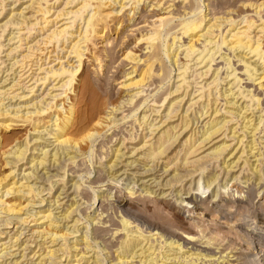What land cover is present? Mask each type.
I'll use <instances>...</instances> for the list:
<instances>
[{
	"label": "bare ground",
	"instance_id": "obj_1",
	"mask_svg": "<svg viewBox=\"0 0 264 264\" xmlns=\"http://www.w3.org/2000/svg\"><path fill=\"white\" fill-rule=\"evenodd\" d=\"M2 1L4 2L5 0H2ZM56 1H59V0H56ZM129 1L130 2L133 1L132 4H134V6H132L131 8L132 9L131 13L133 10L135 11V8H136L135 6L137 4L140 5V3H142L141 5H144L147 2L150 4L149 6L151 10L147 12V15H141L138 18L139 20L132 24L134 28L136 27L135 28L136 30H141L142 32L143 31L146 32V33L141 34L140 38L138 39V42L136 43L144 47H142V49H139V53L138 52L134 53L133 51L129 50L124 53V56L122 58L118 57L115 59V51H116L114 49L115 39L112 38L108 40L106 38L107 29L109 28L106 22L111 16L114 15V11L106 12V9L108 8L107 7L108 5L119 4L117 7V9L119 10L115 13L117 15L119 12L121 13V11L125 9V7L127 8L126 3L127 4L129 3L128 0H67L63 2L65 4L63 9L60 8L61 10L59 9L55 11V13L57 14L54 17H52L54 14H51L53 8H50V6L54 3L50 4V0H31L29 8L31 6L33 9V6H38L36 7L38 9L34 11L36 12L34 15L35 17L39 16V15L37 16V14H40L42 16V18L41 16L39 18L44 19V20H41L44 22L43 23L44 26L41 25L43 28L42 29L40 27L39 28L41 29V31H44L43 33H46V35L43 38L41 37L42 39H39V40L36 39L37 41L36 40L35 41L39 44L40 40H45L46 42L45 41L43 42L46 43V46L48 45L47 47L51 48V49L46 48L44 49V51H41L43 52L41 56L45 55L44 54L45 50H47L46 53L48 54V57H47L48 60H50L51 56H55L56 58L54 60L53 58H51L52 60L50 61L46 60L47 62H43L42 58L44 57L34 58L33 57L34 55L31 54L32 55L31 56L29 54L30 52L28 54L26 53L25 55H22L23 56L22 59L15 61L14 63V65L17 63H20L21 64L20 67H22L21 70L19 71L20 75L19 73L18 75H19V79L21 80V84L22 82L24 83L22 85H20L19 83L20 86L18 89H22L23 92L27 91L28 94L30 92H32L30 94H33L35 90V86L33 87L32 85L36 84L39 81L40 82L42 81L44 85L45 81L47 82V80L49 81L52 78L53 82L55 83L51 85V87H49L50 91L52 90V91L59 92V90H61L62 92L52 93V92L46 91L47 93L46 95L47 96L49 95V98L51 97L50 99L52 101V102L47 101L48 103L42 100L43 97L40 95L42 97L41 99L42 102L44 101L43 103H46L45 107H43L44 105L41 106L39 101L38 102L41 107L38 106V104L36 103L37 100H35L36 101L35 103L31 101V105L28 104V106H32L34 104L38 108V109L33 108L36 110L33 112H30V111L23 112L22 110L23 106L20 107L19 105L18 106L15 105V108H13L14 107L13 106L12 108L15 110L10 111L11 109H6V106L4 105V102H5L4 99L0 98V122H2L0 123V127L5 128L6 130L7 129L11 130L12 128H9V127L11 126L14 127L15 124L17 125L19 122L20 123L22 122L21 124H24V123L25 124L28 123L29 125L32 124V128H30L32 130V133H39V132L45 133L47 131L48 133L46 132V135L50 136L49 138L54 139V140L52 139L53 140L52 143L54 144L56 143L55 144L56 151L53 152V154H51V157H53V161H54L53 165L56 163V161L58 162L59 159L63 158L61 157V153H63L62 155H64L65 153V155L68 156L67 158H69V160H72L74 162H76V159L78 156H79L78 158H80V156H83V160L84 159L88 160L92 169H90L89 168L90 166H89L85 171L81 170L80 172H78V178H79L78 180L83 181L84 182L83 184H86L87 182V180H84V178H86L84 173H87V176H89L87 177V179H89L91 174L93 173V165H94L93 153L97 151L96 153L99 155V157H103V156L107 157V154H109V152H108V149L104 151V147L109 145V143L113 140V138L117 137L119 134V132L114 131L112 132L109 140L105 141L103 138L104 136L107 137V135H104V133H107V131L113 127H116V126L120 127V125L124 123H131V126L133 128L134 127L136 128V123H138L139 126H142V124H144L145 127L147 128L149 127V129L153 131L154 134H155V131L158 130L156 134L158 135V137L156 136L157 139L154 142H151L150 144H148L147 148L145 147L146 150L148 149V151L146 152L148 153L146 157H152L154 159L158 158V161H159V158L161 159L162 156L167 154V151L170 149V147L174 145V143L177 142L179 136L183 133V131L187 130L189 126H190V129L184 134V136L185 135L187 136L184 138L183 146L181 149V150H185L184 161H186V163L190 162L191 160L190 158H193V157L195 158L196 156L204 153L206 150H209L206 157L211 156L212 158L214 159L216 158L218 160L220 157L223 156L222 157L223 163L224 165L227 164V167L230 166L228 161H226L227 156L232 157L234 155L233 157L237 158L236 163H238V161L242 158L245 152H247V150L249 153L253 154L252 151L253 150L255 151L256 146L263 143L262 137L260 136L256 137V136L257 134H260L261 132L264 131L263 130V127H264V15L261 14V11H264V0H255L254 2L253 0H238V1H233V0H129ZM216 1L218 2L217 4L214 3ZM239 2H242V4L238 5ZM36 3L38 5H34ZM70 5H74V6L72 7ZM112 7H110V9ZM233 7H239V8L241 7L242 9H245V10H242V9L240 10L239 8H238L239 10H237L236 8H234L235 9L234 10ZM68 8L70 9L68 10ZM248 10H251L252 12H254L258 16V18L249 17V15L246 14ZM20 12H19V15H22V11ZM122 12L124 13V11ZM239 17L241 18L240 22L244 24L237 22V18ZM131 19L132 18L130 17V20ZM141 19H144L145 21L142 22ZM78 21L79 22L81 21V24L83 23V25L81 26V24L78 23V25L80 24L81 27L77 25L79 28H77L74 31V28L76 27L75 26L76 22ZM10 22L13 23L12 19L8 20L5 26H7V23L10 24ZM14 22L16 21L14 20ZM19 23L21 22H17L14 24L19 25ZM123 23H124V20L120 21L119 23L120 25H118V29L121 28V25H123ZM22 24H24V22ZM32 24L35 26L38 24V22L37 24L36 23H32ZM20 27L19 29L23 30ZM32 29L33 28H31V30ZM131 34L132 33H130V35ZM127 35L129 34L125 33L124 36L127 37ZM95 36H98L99 39L105 38V40H103L105 44H103L102 46L103 48L102 53H103L104 58L109 57L108 60H104L107 62L106 64L103 62V57L101 56V54H97V53L94 54V50L92 53L90 51V49L92 48L91 45L93 44L92 41L94 42L93 38ZM9 39L12 41L14 37L12 36ZM18 39L20 42L24 40L21 37H18ZM185 39H187L188 42L185 43V41H187ZM122 40L123 39H121L120 41ZM170 40H172V42H170ZM201 41L203 43L202 50L199 48V46L197 47V45H199ZM36 42L33 43L35 46L37 44ZM63 43L64 45L66 43L69 44L68 45L69 50L66 51L68 54L66 56L64 55V58L66 59L63 58L64 60H60L59 54L58 56L55 54L53 55V52L57 53L58 51H63L65 47L63 46ZM61 45L63 46V48L59 50ZM30 47H28L27 49H29ZM35 48L37 49V47ZM179 49H181V54L185 52V57L187 59L194 56L195 54V56L192 57L191 62L192 60L196 58L197 59L195 60L196 65L198 64L197 65L198 67L199 65H201L200 68L206 69L204 71L202 70L200 74L198 73V76L200 75V78L205 77L212 70L213 72L211 74L215 75L214 78L210 76L213 79L209 83L206 81L208 83V85L207 84L206 85H207V91L209 93L202 91L203 89H205L204 87L206 86H204L202 90L200 88L201 93L196 96V98H199L197 101L195 100L196 102L201 100L207 94H208L207 95L208 97L211 96L212 91H214V89L216 88L219 89L217 85V87L215 88L213 87L214 89H212L211 91L210 85L212 88L213 84H217L219 82L218 79L221 77V74H220L221 70L224 69L225 67L227 69L226 77L230 78V81L228 82L229 85L236 84V87L239 88V94L237 93L238 96L240 95L244 97L245 100L246 98H248L246 109L247 110L249 109L247 106L252 107L253 105H255L257 109L260 110L261 112L259 113V116L257 118H253L254 113H255L253 111H252L253 115L249 119H247L243 115L242 119H243V123L245 122L244 123L245 125L240 126V128H238V126L237 127L234 126L235 128H233L232 130L231 127H228L229 126L228 123L230 122L231 124V121H233L234 119H227L226 117H224L223 119L221 118V121H219L220 116H216V115H219L220 110L223 108V107L218 108L217 102H219L218 101L219 98L217 96H220V95L223 96L225 93L220 94L219 92L220 95L217 94L216 96V94L213 92L215 96L213 95L214 97L213 96L211 97L214 98V103L208 100L207 105L205 106L202 105L201 110L197 113V115L200 114L198 115L199 117H196L195 119V120H198V122H199V118H202V116L207 115L205 119L206 118H209V119L207 122L204 123L202 127L203 131H202L201 136L197 137L198 136L197 135L195 137L196 133H199L200 131L199 129L198 131L196 130L198 128L197 126L194 130H192L193 129L192 126L194 123V121L192 120L193 118L191 119L189 117V120H188L187 119L188 115L184 116L183 114L182 116L179 115L181 116L179 117L177 114L181 106L177 109L176 104H178L179 106L180 103L184 100V98L179 95L181 98L178 99L179 96L176 94L172 98L169 97L173 93H179V90L182 89L183 86L185 85L187 86V84H189L188 83L189 81H187V78H186L187 77L186 74H187V70L191 68L190 65L188 67V64L190 61L187 62L188 60L185 59L187 61L184 60L185 62H182L183 63L182 67L181 68L178 67L179 72H178L177 81L178 83L180 82V84H178L176 89H174V91L172 90L163 91L164 86H166L171 81L172 74L174 71V69H170L169 71L163 73L164 71L163 64L168 62L169 64H171V67L173 65L181 66V64H179L181 62V61L179 62V55H181L178 52ZM223 49H226L229 53L225 52L226 54L223 55L222 53L224 52H221ZM41 50H42V47H41ZM236 51L239 54L237 56L235 55L237 53ZM231 52L233 55L230 54ZM96 54L97 56H95ZM89 58L93 60L91 64L92 65L95 64L97 66L96 68L94 66L95 70L92 68L95 71L93 72L97 73L96 78L89 77L87 79L85 77H82V73L87 72L86 63H88V61L90 60ZM218 58L219 59L221 58L225 63L224 64H222L223 62L217 63L216 61ZM234 58H237L238 60L235 62ZM117 59H119L118 62H117ZM125 61H128L129 64H132L131 67L129 68L130 70L125 73L126 80H124L123 83H120L122 85L119 84L120 85L119 88L122 87L125 90V94L120 97L119 101L113 102V98L115 97L116 93L110 89V82L113 80V77L110 75V72H113V67L115 63L116 64L118 63V65L120 66ZM33 65H35L36 67H33ZM57 65L59 67L56 68ZM214 65L217 67L213 69ZM27 67L29 68L27 69ZM102 67H104L103 68L104 71H102ZM33 69L36 70L35 75H32L34 71ZM41 74H44V75L42 76ZM204 74L205 76H203ZM31 80L33 82H31ZM231 81L233 82L230 83ZM195 83L197 82L195 81ZM152 86L154 88H151ZM233 87H235V85ZM12 88L13 87H11V89ZM197 91H199V89ZM229 91H232V90L229 89ZM64 92L65 93L69 92V94L64 96L65 95ZM232 92L231 93L229 92V94L233 95L234 93ZM1 94H2V91H0V95ZM17 95L18 94L15 95L14 93V96L13 95L12 96L13 97L16 96L17 98ZM22 95L23 96L20 95L19 98L24 99V98L29 97L28 95H24V94ZM226 95H228V93H226ZM95 96L101 97V101H99V103L97 102L93 103L94 101L93 102L91 101V99L94 100ZM8 97L10 98V96ZM62 97H63V100H61L60 103L58 104L56 101ZM227 97H229V95ZM193 99H191L190 101L192 102ZM65 100L66 101L70 100L68 105H66L67 103ZM195 101L192 104H195L196 103ZM228 101L225 100V103H227ZM149 102H151V105H149ZM231 103H233V101L230 102L229 104L231 105ZM79 105H82L84 109L82 108L83 110L78 111L77 107ZM213 105H216V107L213 108ZM9 106H7V108H10ZM143 106L145 107L153 106L151 110L152 112L155 111L157 113L156 115H158V113L160 112V109L163 106H166L164 109L167 111L166 118H168V120L174 117H177V116L179 117L178 120L181 118V122L179 123H181L182 126L179 130L183 128V131L180 134H178L177 132H180V131L179 130L177 131L176 129L178 128L179 124L177 123V125H172L174 123L173 121H177V120H169L170 122H168L163 127L161 125L166 123L167 120L162 121L163 123L158 126L154 124V122L157 119L151 120L150 123L148 124V120L150 116H148L145 113L143 114L142 117L139 116V111L143 108ZM155 107H158V109H155ZM27 108H23V109H27ZM52 109L55 110L54 115L49 116V118L51 119L48 121V125H45V127H43L44 130L40 129L39 131L38 127H40L41 125L40 123L42 122V120L46 119L44 114H46L47 111L52 110ZM187 109L189 110V108ZM205 109L207 110L205 111ZM244 109L243 111L245 113L246 110ZM120 110H122L120 112L122 116L120 118H117L116 114H118V111ZM222 110H224V114L226 115L227 114L231 115V113H233V111L225 110V108H223ZM252 113H249V114L251 115ZM42 116H44L45 118L41 119ZM238 116L239 114H236L235 116H232V118L233 117L235 118ZM6 122H9V123H6ZM15 122H18V123H15ZM169 123H172V124L170 125ZM20 126L22 127V125ZM48 127L49 129L50 128L51 129L48 130ZM123 127H121V131ZM107 128L109 129L106 130ZM246 128L247 130L245 131ZM248 129H251V131L249 130L250 132H248ZM31 130H26L25 138L20 144L16 145L17 147L14 146L13 148H11V146L10 147L8 146L9 144H6L9 147V149H6V150H9V151L5 152L3 150L4 147L2 149V151L5 152V154L9 156V158L12 155L11 160L10 159L8 160L5 158L6 160L5 164L10 165V172L6 174L5 176L0 177V213L7 214V215L5 214L6 218L4 219L2 218L3 220H1L2 224L5 226H9V224H13V221L11 222L10 220V219L15 218V217L12 218L13 214L16 216L19 215L17 216L18 218L16 217L17 223L18 222L23 223V224L27 223L29 221L28 220L29 217L26 218V215L32 212L30 208L31 206H34V203H35L34 197H36V195H39L41 193V190H38L37 188H35L34 185L36 183L32 185L28 184V181H29L28 178L32 179L30 176H32V174L34 173L33 171L34 169H36L37 166L39 165L42 166L45 163H48L46 161V157L50 155L48 153V149L44 147L47 151L44 149L45 151L42 153L44 154V157H41V158L39 157L40 160L36 161V163H35V160H36L35 153L33 152V154H31L32 159L30 157V161L27 163H32L31 164L32 168L34 167L33 164L34 165L39 164V165H37L33 169L31 168L32 170H30L29 172L23 173L24 174L23 179H25V182L21 181L20 179L16 180V176L18 177V175L15 174L16 168L14 169V166H13V164L17 165V163H19L22 160L24 161V159H26L25 158V156L27 155L26 153L29 151L28 146L29 144H31L29 135H28V134L31 135ZM174 130H176L177 132H175ZM191 130L192 132L190 134ZM228 130L231 136H229V134L227 133ZM240 130H243L242 131L243 136L241 138H240L241 135H239L240 134L239 132H241ZM249 133H252V136H251L252 139H250V141L247 144L245 143L246 145H244V138H247V135ZM122 134H124L123 131H122ZM152 134L153 133H151V135ZM236 134L239 136H237ZM221 135L223 136V138L215 140ZM229 137L232 139V141L236 140L239 146L236 144L237 147L234 148V151H232L233 150L232 148L229 152H227L228 149L232 145V143L231 144L227 143L226 138H229ZM134 138L135 137H133V139ZM125 139H126V136L124 137V140ZM5 140L7 141V138L6 139L4 138L3 140L0 136V147L1 148L2 146L5 145V142H6ZM148 140L144 141L145 143L142 147L147 145ZM24 141L25 143H23ZM37 141H38V138H37ZM212 142L213 144H211L209 147L205 149V147ZM38 143H41V142H36V144ZM240 144L242 147V151H241V148L239 149V151H236L238 147H240ZM99 145H100V151H98V148H97ZM22 146L24 147L22 148ZM246 147H249V149H245ZM34 149L36 150L37 148H34ZM260 149L261 147L258 150L259 154L257 156L259 155L262 156V151L260 152ZM35 150H32V151H35ZM59 151H61L60 154H59ZM113 151H114L113 152L114 154L115 152H120L119 149L118 150L115 149ZM135 151L137 150L135 149ZM226 152L227 154L225 155ZM70 153H73V155L71 154V156L69 157ZM239 153L241 154L237 156V154ZM58 154H59V157L57 159L56 156H58ZM256 154L254 153L253 156L256 157ZM206 157H199V159L197 158L196 160H192L191 163L194 162L196 163V165L198 164V166H200L199 169H201L204 167V166L202 167L201 165L205 164L206 161L204 160V158ZM48 159H50L48 160L49 162L50 161L52 162L51 158H48ZM255 161H259V158H256ZM233 162L235 163V161ZM247 162L248 161H246V163ZM168 165H170V162L167 163L165 166L167 167ZM18 170H22V169L19 168ZM35 171H37V169ZM176 171L174 170V172ZM257 171L261 172V170H257ZM254 172L255 174H257L256 171ZM97 173L98 174L95 176L94 180L91 183H99V182L104 181L102 170H98ZM9 176L10 178L9 180H7ZM258 176L260 177V179H262L261 173L257 175V177ZM216 179L217 177L211 176L209 180H207L206 182L207 185H205V187L203 188L209 189L210 186L213 185V182L216 181ZM115 183L117 184L116 180H115ZM245 183L247 184L246 187H243L237 184H231V185L229 184L230 185L229 188L231 189L230 192L229 190H226L227 186H223L222 188L225 189V191L222 192L223 189L222 190L219 189L215 191L216 193L215 199H210L209 198L210 194H208L207 196L204 195L206 193L205 190L202 192L203 196H201L202 195L201 194L199 196V199H198V195H199L198 192H194L191 196L187 195L186 197L182 198L180 203L182 205H185L183 206V208H187L188 213L192 214V217L190 219L191 221L193 220V222L184 221L183 219H181L179 215H177L178 213H174V216L172 218H167L171 216L169 213V209L172 210L175 208V206L172 207L170 202H167V204H165L167 205L166 208L165 207L162 208L160 207V205L159 207H157L158 205L156 204L157 206L155 205V207L147 210V212H150L153 216L158 218L156 220H159V219L163 220L165 216L166 218L164 222L160 220H159L160 222L150 220L146 216L143 215L142 211H140L138 207L133 205L131 202L129 203L128 200H126L127 195L117 198L115 203H111L110 201L107 200L105 196H101V200L98 199L97 207L99 206L98 209L100 210V212L102 211V215L103 213L109 210L107 208L108 204L106 205V201L111 203V206H112L111 209H113L114 213L112 214L107 213L109 215L106 216V219L100 218L101 220L99 219L100 221L98 220L99 222L98 221L97 222L98 224L101 222L100 224L102 225L110 223V227L114 226L115 227V231L113 232L114 235L124 230L129 231L130 226L132 224L133 225L135 224L134 227H137L136 229H139L141 233L142 232L143 233L148 232V234L150 233V236L147 237L146 240L147 239L152 240L153 239L152 237L156 235V237H154L155 239L153 240L160 241L163 244H164V241L166 243L167 240H170V243H168L169 246L177 244V247L181 249L185 245L189 246L190 244H192V247L195 246L196 247L195 249L197 251L199 250L197 253L193 252L188 255H186L185 252H183V254L180 255V257L171 258L172 259L171 263L173 264H264V185L258 186L257 184L251 183L250 179H248ZM198 184H199V188L202 187L200 183ZM111 188L112 187H110V189ZM233 188H235L234 191L232 190ZM84 189L92 190L94 198H93V203L92 202L91 203L92 205L95 204L98 198V195H97L98 189L96 190L95 188H93L92 184H89V186L87 185V187H85ZM121 190H119V192H121ZM188 193L190 192L188 191ZM204 197L207 200H204ZM57 200L55 199V201ZM42 201H45V199H42ZM58 203H59L58 201L56 203L54 202V205ZM73 205L74 204L72 202L67 207V209H65V212H64L65 216L63 217L64 220L67 221L68 220L67 218L70 219L73 212H78L80 214L79 212L80 204L76 203L75 206ZM41 213L42 212H40V214L38 213V215L34 217L36 220L35 224L38 221V223L36 224V226L37 225L38 226L37 227L35 226V227L39 228L40 226V228H42L40 232L37 231L39 234H42V235H39L41 236V241L43 240L42 236H45V237L49 236L50 242H52L54 245L57 243L56 241L58 242L62 241L61 242L62 244L60 245L59 250L68 249L70 251L71 249L75 248L74 250L76 251L77 250V247H76L77 239H76L75 244L74 243L73 245L71 244L73 248L68 247L66 245L68 243L66 242L68 241L69 236L71 237V235H74V233H77V232H74L75 231L74 228L78 224V222L82 220L80 219L81 217L77 218L75 216L77 219H75V221L73 222L72 229L74 231L71 229V231L68 232L67 230L66 231L64 230V227L61 228V225H59L58 223L60 220H62V218L59 220V217H56L57 215L55 214L53 215L51 210L48 209L46 213L44 214H41ZM118 213L121 214L122 219L120 223L122 225L118 224L115 221V216H117ZM163 213H166L169 216H166V215L162 216ZM24 214H25V217H24ZM81 214L79 216H83ZM0 218H1V215H0ZM87 222H88L87 223L88 225L86 224L87 231L84 233L82 239L79 241L85 243L86 247L89 248L90 246L88 245L91 241V240L89 241V239L91 237L89 236L90 231H88V229L90 230L89 225H91V223L89 221ZM133 225L131 226V228H133ZM22 226H25V225H22ZM67 227L68 226H66V228ZM35 231L33 229L32 231V233L34 232L33 235L36 233ZM78 231L80 232L81 230H78ZM100 231L109 232L113 230L112 229L105 230L103 226L95 227L94 232H93L95 240L91 242L92 243L95 242L94 243L95 244L94 253H97V256H96V260H94L92 263L106 264V262H108V257L111 258V261L109 262V264H124L126 260L130 261V259L128 258L129 256L127 257L126 254L134 255L136 253L135 248L137 249L138 248L137 246L139 245L135 244L133 249L129 251V248L133 246V242L131 241L129 242L127 238L125 239L124 242L121 243V246L119 245L120 248L123 249V250L121 249L122 251L120 252L119 255L118 254L117 256L113 255L112 251L109 250L105 256L103 255L104 253L101 256H99L100 253L103 252V248L102 249L100 248L99 240H96V238H99V237L103 238L102 237L103 234L101 235ZM178 231H182V233H184L185 235L184 236L180 235ZM1 233H6V232H2L0 230V234ZM18 233L21 234L22 236V231L17 232V234ZM45 237L43 238L45 239ZM20 238H21L20 235L19 236L17 235L14 241L15 243L12 244L11 247L13 246L15 247V245L17 246L18 242L21 241ZM162 239H164V241H162ZM198 239H200L201 242L202 240L205 239L204 242L207 245L216 246L217 247L216 249L218 250L217 253H219L220 255L218 257L217 255L215 256L216 252L210 248H200V247L198 248L196 244V240ZM47 241L49 240L47 239ZM92 243H91V246H92ZM4 244L5 243H2L1 246L2 245L5 246ZM41 244L39 245L40 247H42ZM106 247L104 249H106ZM59 250H55L53 248V250L49 251V255L53 257L55 256V253ZM89 250H91V248ZM94 253L90 256L83 255L84 256L83 259H86L85 260L86 263L91 261V259L95 258ZM121 253H123V255H121ZM194 253L196 254L194 255ZM136 255L137 254H135V256ZM23 256L26 257L24 253H23ZM144 257L145 256H143V258ZM167 257L168 255H165V254L163 255V259L165 258L164 259L165 262L168 259H170ZM125 258H128V259H125ZM152 259L153 258H151L149 261H147L148 259L143 260V261L145 263L146 262L149 263L150 261H152ZM159 259H160V256L158 260L154 258V261H155L154 264H163V263H159ZM41 263L42 262H39V264ZM76 263L81 264V260L77 261Z\"/></svg>",
	"mask_w": 264,
	"mask_h": 264
},
{
	"label": "rangeland",
	"instance_id": "obj_2",
	"mask_svg": "<svg viewBox=\"0 0 264 264\" xmlns=\"http://www.w3.org/2000/svg\"><path fill=\"white\" fill-rule=\"evenodd\" d=\"M1 1L2 0H0V49H1L0 50V91H2V94L3 93L4 94L3 95L1 94L0 98L4 99V101H5L4 105L6 106V109H11L10 111L15 110V109H13V108H15V105H17V106L19 105L20 107L23 106V108H27L28 107L27 109H23L22 108L23 112L24 111L33 112V111H36L33 108L38 109L36 107V105L33 104V103L36 102L35 100H37L36 103L38 104V106H40L39 105V102H40L41 106L44 105L43 107L46 106V103H43L44 101L52 102L51 99H50L51 97L49 98V95L48 96L46 95L47 94L46 91H49V92H52V93L53 92H58V91H52V90L50 91V88H49L55 82H53L52 78H51L52 80L50 79L49 81L47 80V82L45 81L44 85H43L42 81L41 82L39 81L36 84L32 85L33 87L35 86V90H34L33 94H30L32 92H30L29 94H28L27 91L23 92L22 89H18L19 86L24 83V82H22V84H21V80L19 79V75H20L19 71L21 70L22 67H20V65H21L20 63H17L15 65H14V63H15V61L21 60L22 57H23L22 55H25L26 53L28 54L29 52H30L29 53L30 55L31 54L34 55L33 56L34 58L35 57H44V58H42L43 62L50 61V60H52L51 58H53V60H54L56 57L55 56H51L50 60H48L47 59L48 54L46 53L47 50H45V53H44L45 55L41 56V54L43 53L41 51H44V49H46V48H49V49H51V48L47 47L48 45L46 46V43H45L46 41L45 40H40L39 44L36 42L37 40L42 39L46 35V33H43L44 31H41V29L43 28L42 26H44L43 25L44 22L41 21V20H44V19H41L42 16L40 14H37V16L39 15L38 17H35V15H34L36 13L34 11H36L38 9V8H36L38 6H33V9L36 8L34 10L32 9L31 6L29 8L31 0H5L6 2L5 1L1 2ZM64 1H67V0H59V1L50 0V4L54 3V4H52L50 6V8H53L51 14H54V15L52 17H54L57 14V13H55V11L59 10L60 8L61 9L64 8V5H65L63 3ZM233 1H238V0H233ZM254 1L255 0H253V2ZM128 2H129L128 4L126 3L127 8L125 7V9H127V10L124 9V10H122V11H124V13L121 11V13L119 12L117 15L115 13L119 10V9H117L119 4H114V5L111 4V5L107 6L108 8L106 7L107 8L106 12L114 11V15L111 16L106 22L108 27H109L107 29L106 38L108 40H110L112 38L115 39V43H114V47H115L114 49L116 50L115 51V59L118 58V57L122 58L124 56V53L129 51V50L133 51L134 53L135 52L139 53V49H142V47H144V46L136 44V43L138 42V39L140 38L141 34L146 33V32L145 31L142 32L141 30H136L135 29L136 27L134 28L132 26V24L134 22H137L139 20L138 18L141 15H147V12L149 10H151V8L149 6L150 4L148 2L145 3L144 5H141L142 3H140V5L137 4L138 6L137 5L135 6L136 7L135 11L133 10L132 11L133 14H132L131 13V10H132L131 8H132V6H134V4H132L133 1L130 2L128 0ZM214 3L217 4L218 2L216 1ZM108 4H110V3H108ZM241 4H242V2L238 3V5H241ZM34 5H38V4L36 3ZM70 6L73 7L74 5H70ZM72 7H70V8H72ZM110 7H112V8L110 9ZM70 8H68V10ZM234 8H236L237 10H239V9L241 10L242 9L241 7L240 8L239 7H233V9ZM242 10H245V9H242ZM20 11H22V15H19ZM207 12H208V10H207ZM246 14H248L249 17L258 18V16L254 12H252L251 10H248V12ZM261 14L264 15V11H261ZM40 16H41V18H39ZM10 17H12V18H10ZM130 17L132 18L131 20H130ZM9 18L12 19L13 23L12 22H10V24L7 23V26H5L6 22L8 20H10ZM13 19L16 22H14ZM240 19H241L240 17L237 18V22L241 23ZM123 20H124L123 25H121V28L118 29V25H120L119 24L120 21H123ZM141 21L143 22L145 20L141 19ZM17 22H21V23H19V25L14 24V23H17ZM23 22H24V24H22ZM37 22H38V24H37ZM32 23H36L37 24V25H35L36 27ZM78 23L81 24V21L80 22L79 21L76 22V25H75L76 27L74 28V31L77 28H79L78 26H80V24L78 25ZM26 24H28V25H26ZM241 24H244V23H241ZM82 25H83V23L81 24V26ZM19 27L22 28L23 30L19 29ZM28 27L30 28V30H29ZM31 28H33V29L31 30ZM125 33H128L129 35H130V33H132V34L130 36L127 35V37H125L124 36ZM12 36L14 37V39L11 41L9 38L12 37ZM18 37H21L24 40H22L20 42ZM97 37L98 36H95L93 38L94 42L92 41L93 44L91 45L92 48L90 49V51L92 53L93 50H94V54L95 53L101 54V56L103 57V62L106 64L107 62L104 61V60H108L109 57H105L104 58L103 53H102V50H103L102 46H103V44H105L103 40H105V38L99 39V37L98 38ZM121 39H123V40L120 41ZM185 40H187V39H185ZM43 41H45V42H43ZM35 42L37 43L36 46L33 44ZM170 42H172V40H170ZM186 42H188V40L185 41V43ZM44 44H45V46H44ZM202 44L203 43L201 41L199 43V45H197V47L199 46V48L201 50H202V47H203ZM68 45H69L68 43H66L65 45L63 43V46H65L64 50L63 51H58L57 53L53 52V55L55 54V55L58 56V54H59L60 60L66 59V58H64V55L66 56L68 54L66 52L67 50H69V46ZM63 46L61 45L59 50L62 49ZM28 47H30L29 48L30 50L27 49ZM35 47H37V49ZM41 47H42V50H41ZM183 48H181V49H183ZM181 49H179V51H178L180 54H181ZM35 50H37L38 52L35 51ZM33 51H35V52H33ZM221 52H224V53H222L223 55L226 54L225 52L229 53L226 49H223ZM97 54L95 56H97ZM230 54L233 55L232 52ZM218 55H216V56H218ZM235 55L236 56L239 55L238 52ZM194 56H195V54H194ZM194 56H192V57H194ZM184 57H185V52L182 53L181 55H179V62L180 61L181 62L180 63L178 62V63L181 64V66L180 65H178V66L173 65L172 67H174V66L175 67L172 68L171 64H169L168 62L163 64V69H164L163 73L169 71L170 69H174L171 81L166 86H164L163 91H166V90L174 91V89H176L178 84H180V82L178 83V81H177L178 80V72H179L178 71V67H180V68L182 67V65H183L182 62H185L187 60H188L187 62L190 61L189 64H188V67L190 65L191 68L188 69L189 71L187 70V74H186L187 81H189L188 83L190 84V85L187 84V86H189V87H187L185 85V86L182 87V89L179 90V93H173L169 97L172 98L176 94V95H178V96L180 95L181 97L184 98V100L181 102L182 104L180 103L179 106H178V104H176V108L177 109L181 106L179 108V112H177V114H178V116L179 115L182 116L183 114H184V116L188 115V117H187L188 120H189V117L191 119L193 118L192 120L194 121V123H193V126H192V128H193L192 130H194L196 128V126H197L198 128L196 130L198 131V129H199V131H200L199 133H196L195 137L197 135H198L197 137L201 136L202 131H203L202 127H203L204 123L207 122L208 119H209V118L205 119V117L207 115L206 116H202V118H199V122H198V120H195V119H196V117H199L198 115H200V114L197 115V113L201 110L202 105L203 106L207 105L208 100L214 103V98L213 97L215 96V94L217 96V94H219V92H220V94H224V93L225 94L223 96L219 94L221 97L217 96L219 98V100H218L219 102H217L218 103L217 104L218 108L223 107V108H225V110L233 111V113H231V115L227 114L228 115L227 116L226 114H224V110H222L223 109L222 108L220 110L219 115H216V116H220L219 117V121H221V118L223 119L224 117H226L227 119H234L233 121H231V124H230V122L228 123V125H229L228 127H231L232 130H233V128H235L237 126H238V128H240V126H244L245 125L244 124L245 122L243 123V119H242L243 115L247 119H249L253 115V113H252V111H253V112H255L253 118H257L259 116V113H261V112H260V110L257 109V107L255 105H253V106L251 105L252 107L247 106L249 109L248 110L246 109L248 98H246V100H245L244 97H242L240 95L238 96L239 88L236 87V84H233V85L230 84L229 85L228 82L230 81V78L226 77L227 69L225 67H224V69L221 70V73H220L221 77L218 79L219 82L218 83L216 82L217 84H213L212 88H211V85H210V90L211 91H212V89H214L218 85L219 89L216 88V89H214V91H212L211 96H213V95L214 96L213 97L209 96L210 97L209 98L207 96L208 95L207 94L206 95L207 97L205 96L206 98L203 97L201 100L196 102L199 99V98H196V96L201 93L200 88L202 90L203 87L206 86V87H204L206 90L203 89L202 91H204L206 93H209L207 91V85L214 78L215 75L211 74L213 72V70H212L206 76H205V74L203 75L206 78L205 77H201L200 78V75L198 76V73L200 74V72L202 70L204 71L206 69L200 68L201 65H199V67L197 66L198 64L196 65V61H195V60H197L196 58L194 60H192V62H191L192 57L189 58L190 60L187 59L186 57L185 58ZM89 59L90 60L88 61V63H86L87 72H83L82 73V77H85L87 79L89 77L96 78L97 77V73H94L95 72L94 70H95V68L97 66L95 64L92 65L91 62L93 60H91V58H89ZM185 59H187V60H185ZM252 59H254V58H252ZM234 60L236 62L238 59L234 58ZM73 61H74V59H73ZM118 61H119V59H117V62ZM216 62L217 63L223 62L222 64L225 63L221 58L220 59L218 58ZM238 64H240V63H238ZM131 65L132 64H129L128 61H125L120 66L118 65V63L117 64L115 63V65L113 67V72H110V75L113 77V80L110 82V89L113 92L116 93L115 97L113 98V102L119 101L120 97L125 94V90L122 87L121 88H119V87H120V85H122L120 83H123L124 80H126L125 73L130 70L129 68L131 67ZM94 66H95V68H94ZM33 67H36V66L33 65ZM57 67H59V66L57 65L56 68ZM216 67L217 66L214 65L213 69L216 68ZM28 68L29 67H27V69ZM103 68L104 67H102V71H104ZM33 70H34L33 71L34 74L32 73V75H35V71L36 70L35 69H33ZM18 73H19V75H18ZM41 75L43 76L44 74H41ZM210 76L213 77V78H211ZM34 77H36V76H34ZM222 77H224V78H222ZM33 81H34V79H33ZM33 81L31 80V82H33ZM195 81L197 83H195ZM232 82L233 81H231L230 83H232ZM246 82H247V80H246ZM19 83H20V85H19ZM28 84H30V83H28ZM234 85H235V87H233ZM32 86H30V87H32ZM11 87H13V88L11 89ZM154 87H155V85H154ZM154 87L152 86L151 88H154ZM198 89H199V91H197ZM229 89L232 90L233 92L229 91ZM3 90H4V92H3ZM217 90H218V92H217ZM227 90H228V92H227ZM35 91H36V93H35ZM13 92L15 93V95L18 94L19 96L17 95V98H16V96L13 97L14 96ZM60 92H62V91L59 90L58 93H60ZM229 92L230 93L232 92L234 94L233 95L229 94ZM9 93H10V95H9ZM226 93H228L229 97H227L228 95H226ZM245 93H247V92H245ZM22 94L28 95L29 97L24 98V99L23 98H19L20 95L23 96ZM64 94H65L64 96H66V95L69 94V92H67V93L64 92ZM185 94H186V96H185ZM7 95L10 96V98ZM40 95L43 97V99H42V97ZM230 95H231V97H230ZM180 96H179L178 99L181 98ZM225 96L227 97V99H226ZM44 97L47 98V99H45ZM236 97H238V98H236ZM12 98H14V99H12ZM28 98H30V99H28ZM95 98H97V99H95ZM10 99H11V101H10ZM41 99L44 100V101L42 102ZM65 99H66V97H65ZM191 99H193L192 102L190 101ZM61 100H63V97L60 98L59 100H57L56 102L59 104ZM225 100H227V101L230 100V101L225 103ZM31 101L33 102L32 103L33 105L32 106H28V104L31 105ZM91 101L92 102L94 101L93 103H95V102L99 103V101H101V97L95 96L94 100L91 99ZM194 101L196 103L192 104ZM232 101H233V103H231V105H232L231 106L229 103L232 102ZM69 102H70V100H67L66 101V103H67L66 105H68ZM149 105H151V102H149ZM7 106H9L10 108H7ZM144 107L145 106H143V108ZM152 107L151 106L150 107L146 106L144 109L143 108L141 109L142 112H141V110L139 111V116L142 117L143 114L145 113V114H147L148 116L151 117V118L149 117L148 124L150 123L151 120L157 119L154 122V124H156V126H158V125L163 123L162 121L167 120L166 123L161 125L163 127L168 122H170L169 120H177V121H173L174 122V123L172 122L173 124L172 123H169V124L170 125L171 124L172 125H177V123H178L179 126L176 129L177 131L181 128L182 124L179 123V122H181V118L178 120V118L181 117V116H179V117L177 116V117H174V118L168 120V118H166L167 111L164 110L166 106H163L160 109V112L158 113V115H156L157 113L155 111L152 112V110H151ZM215 107H216V105H213V108H215ZM253 107H255V108H253ZM77 108H78V111L84 109L82 105H79ZM187 108H189V110ZM155 109H158V107H155ZM243 109L246 110L245 113H244ZM186 110H187V112H186ZM206 110L207 109H205V111ZM121 111L122 110L118 111V114H116L117 118H120L122 116V114H120ZM54 113H55V110L52 109V110H49V111L46 112L47 116H46V114H44L46 119L42 120V122L40 123L41 125H40V127H38L39 131H40V129L44 130L43 127H45V125H48V121L51 119V118H49V116L54 115ZM209 113H208V115H209ZM235 113L239 114V116L235 117V118L234 117L232 118V116L236 115ZM249 113H252V114L250 115ZM222 114H224V115H222ZM44 116H42L41 119L45 118ZM184 119H185V117H184ZM195 121H196V123H195ZM141 122H142V120H141ZM257 122H258V120H257ZM0 123H2V122H0ZM6 123H9V122H6ZM15 123H18V122H15ZM21 123L19 122L18 124L22 125V127L20 125H18V124L17 125L15 124L14 127H12V126L9 127V128H12V129L11 130L7 129L8 131L5 128L0 127V136H1V138L3 140H4V138L5 139L7 138V141L6 140H5L6 142L4 141L5 145L3 144L4 146H2V148L0 147V152H2V153H0V177L1 176L3 177V176H5L6 174H8L10 172V165L5 164V161H6L5 158L8 159V160L9 159L11 160L12 155L9 158V156H7L5 154V152L9 151V150H6V149H9L10 146H11V148H13L17 144H20L23 141V139L25 138L26 130H31L30 128H32V124L29 125L28 123H26L27 124L26 125L24 123L25 124L24 125V124H21ZM42 124H44V125H42ZM247 125H249V124H247ZM123 126H125L126 128L123 127ZM147 126H149V125H147ZM116 127H113V128L110 127L111 128L110 130H108L109 128H107L106 129V130H108L107 133H104V135H107L108 138L106 136H104L103 139L105 141H107V140H109L112 132H114V131L115 132H119L118 136L114 137L113 140L109 143V145L104 147V151H106L108 149V152H109V154H107V157L106 156L99 157V155L96 153L97 151L93 153V155H94V158H93V162H94L93 173L91 174L89 179H87V177H89V176H87V173H84V175L86 177V178H84V180H87L86 184H83L84 183L83 181L78 180L79 179L78 178V172H80L81 170L85 171L89 166H90L89 168L92 169V167H91L90 163L88 162V160H85V159L83 160V156H80V158H78L79 157L78 156L77 159H76V162H74L72 160H69V158H67L68 156H66L65 153H64V155H62L63 153H61V151H59V154L61 153V157H63V158L59 159V161H60V162L58 161L59 163L56 161V163L53 165L54 161H53V157H51V154H53V152L56 151V148H55V144L56 143L55 144L52 143L54 139L53 138H49L50 136L46 135L47 131L45 133H43V132H41V133L40 132L39 133H32V130H31V135L28 134L31 144H29V146H28L29 147V151L26 153L27 154L25 156L26 159H24V161L23 160L20 161L19 163H17V165L13 164L14 169L16 168V171H15L16 173L15 174L18 175V177L16 176V180L20 179L21 181L25 182V179H23V175H24L23 173H27L30 170H32L33 168H35L37 165H39V164H37V165L33 164L34 167L32 168L31 167L32 163H27V162L30 161V157L32 159V155L31 154H33V152L36 155L35 163H36V161H39L41 157H44V154H42V153L46 149H48V153L50 155H48V153H47V155L50 156V157L47 156L46 157V161L48 163H45L42 166L41 165L37 166L36 167L37 171H35L36 169H34V171H33L34 175L32 174V176H30L32 179L28 178L29 181L27 180L28 184H30V185L36 183L34 185L35 188H37L38 190H41V193L39 195H36V197H34V202H35V203L33 202L34 206H31V208H30V210L32 212L29 213L30 212L29 211L28 212L29 214L26 215V218L29 217V219H28L29 221L27 223H24V224L23 223H19V222L17 223L16 217L19 216V215L16 216V215L13 214V216L12 215L11 216H12V218L13 217H15V218L10 219L11 222L13 221V224H9V226H5V225L2 224L1 220L6 218L7 214L6 213H0V215H1V218H0V230L2 232H6V233H1L2 235L0 234V264H8V263H10V264L11 263L12 264H39V262H42L41 264H77L76 262L80 261V260H81V264H94L92 262L94 260H96L97 253H94V249H95V246H94L95 244L94 243L95 242L92 243L91 241L95 240L94 234H93L95 227H99V226L100 227L103 226L105 228V230L106 229H112L113 230V231H109V232L100 231L101 235L103 234L102 235L103 238H101V237L96 238V240H99L100 248L101 249L103 248V252L100 253L99 256H101L103 253H104L103 255L105 256L109 250L112 251L113 255H116V256H117V254L119 255L120 252L123 250L122 248H120L121 243L124 242L125 239L127 238V240H129V242L130 241L133 242V246L129 248V251L133 249L135 244L136 245L138 244L139 246H137L138 247L137 249L135 248V252H136L135 254H137L136 256H135V254L134 255L133 254H131V255L126 254L127 257L129 256L128 258L130 259V261L128 260L129 261L128 262L126 260V262L124 264H136V263L137 264H150L151 262H152L151 264H154L155 263L154 258H156L158 260L159 256H160L159 263L173 264V263H171V260H172L171 258L180 257V255H182L183 252H185V254L188 255V254H191L193 252L197 253L199 250L197 251L195 249L196 248L195 246L192 247V244H190L189 246L185 245L181 249H179L177 247V244L172 245L173 246L172 247V246H169V244H168V243H170V240H167V242L165 243L164 239H162V241H164V244H163L160 241L153 240V239H155L154 237H156V235H154L152 237L153 238L152 240H148V239L146 240V238L150 236V233L149 234H148V232H144V233L142 232L141 233V231L139 229H136L137 227H134L135 224L134 225L132 224L133 228H131L132 225L130 226V230L129 231L128 230H124V231L118 232L117 234L114 235L113 232L115 231V227L114 226L110 227V223L102 225V224H100L101 223L100 222L98 224V222L101 219H104V218L106 219L107 215L114 213L113 209H111L112 208L111 203H115L117 198L127 195L128 197L126 196V200H128L129 203L131 202L133 205L138 207L140 209V211H142L143 215L146 216L148 219L153 220V221H159L160 220V221L164 222L165 218H166L164 215H166V216H169V215H167L166 213H163L162 216H164V219L163 220L162 219L156 220L158 218L153 216L150 212H147V210L155 207L156 204L158 205V206L156 205L157 207H159V205H160V207H162V208L165 207L166 208L167 205H165V204H167V202H170L172 207L175 206V208L172 209V210L169 209V213H170L171 216H169L167 218H172L174 216V213H178L177 215H179L181 217V219H183L184 221L193 222V220L191 221V219H190L192 217V214L188 213L187 212V208H183V206H185V205H182L180 203L181 199L186 197L187 195L191 196L194 192H198V194H199L198 195V199H199V196L205 190L206 193L204 195L207 196L208 194H210L209 198L210 199H215V197H216L215 191H217L219 189L222 190L223 186H227L226 190H229V192H230L231 189L229 187H230L231 184H237V185L246 187L247 184L245 182L248 179H250L251 183L257 184L258 186L264 185V144H263L264 143V137H263L264 136V131L261 132L260 134H257V136H256V137L260 136L263 139V141H262L263 143L260 144V145H257L255 151L254 150L252 151L253 154L257 153L256 157H254L253 154L249 153L248 150H247V152H245V154L242 156V158L238 161V163H236L237 158H234L233 157L234 155L232 157L227 156L226 157V161H228V163L230 164V166L227 167V164L224 165V163H223V159H222L223 156L220 157L218 160L216 158L215 159L212 158L211 156H208L209 158L206 157L207 153L209 152V150H206L204 153L196 156L195 158L193 157L194 159L190 158L191 160L189 159L190 162H188L190 165L188 163H186V161H184L185 150H181V149H182V146H183L184 138L187 136V135L184 136V134L190 129V126L185 131H183V128L181 130H179L180 132H177L176 130H174L178 134H180L182 131H183V133L179 136L177 142L174 143V145H172L170 147V149L167 151V154H165L166 156L164 155V156H162L161 159L159 158V161H158V158L154 159L152 157H146L147 154H148V153H146L148 151V149L146 150V148H147L148 144H150L151 142H154L157 139L158 135H156V134H157L158 130H156L155 134H154V132L151 131L149 129V127L148 128L145 127L144 124H142V126H139L138 123H136V128L135 127L133 128L131 126V123H124V124H121L120 127L118 126L119 128L118 127L116 128ZM121 127H123L122 131H123L124 134H122ZM50 129L48 127V130H50ZM192 130L190 131V134H191ZM246 130H247V128L245 129V131ZM249 130L251 131V129H248V132H250ZM263 130H264V127H263ZM240 131L241 132H239L240 133L239 135H241L240 136V138H241L243 136L242 135L243 134L242 133L243 130H240ZM151 133H153V134L151 135ZM227 133L229 134V136H231V134L229 133V130L227 131ZM188 134H189V132H188ZM239 135H237V136H239ZM125 136H126V139L124 140ZM251 136H252V133H249L247 135V138H244V145H246L250 141V139H252ZM133 137H135V138L133 139ZM144 137H146V138H144ZM154 137H156V138H154ZM32 138H33V140H32ZM37 138H38V141H37ZM221 138H223L222 135L219 136L218 138H216L215 140L221 139ZM34 140H36V141H34ZM146 140H148L147 145L142 147L144 145V143H145L144 141H146ZM226 140H227L228 144L232 143L231 147L228 149L227 152H229L232 148H233L232 151H234V148L237 147V145H238L237 141L236 140L232 141V139L230 137L226 138ZM36 142H41V143L36 144ZM213 142L208 144L205 147V149L207 147H209L211 144H213ZM23 143H25V141ZM6 144H9L8 145L9 147ZM259 146L261 147L260 152L262 151V156L261 155L257 156L259 154V152H258V150L260 148ZM3 147H4V149H3ZM23 147L24 146H22V148ZM110 147L112 148V150H111ZM11 148H10V150H11ZM34 148H37V149L35 150ZM54 148H55V150H54ZM97 148H98V151H100V145ZM240 148H241V151H242L241 144H240V147H238V149L236 151H239ZM2 149L5 152H3ZM42 149H43V151H42ZM115 149L116 150L119 149L120 152H115V154H114L113 150H115ZM135 149L137 151H135ZM245 149H249V147H246ZM32 150H35V151H32ZM110 151H111V153H110ZM227 152L225 153V155L227 154ZM59 154H58V156H56L57 159L59 157ZM71 154L73 155V153H70L69 157L71 156ZM240 154L241 153L237 154V156H239ZM116 155H117V157H116ZM121 155H123V156H121ZM199 157H206L207 158V159L204 158V160L206 161L205 164L201 165L202 167L206 166L205 168L203 167V168L199 169L200 166H198V164L196 165V163H194V162L191 163L192 160H196L197 158L199 159ZM48 158H51L52 162L51 161L49 162L48 160H50V159H48ZM256 158H259V161H255ZM183 161H184V163H183ZM233 161H235V163ZM246 161H248L249 163L248 162L246 163ZM169 162H170V165H168L166 167L165 165L167 163H169ZM230 162L232 163V165H231ZM193 167H195V168H193ZM19 168H21L22 170H18ZM98 170H102V175H103V178H104L103 182H105V183H103V182L91 183L94 180L95 176L98 174L97 173ZM174 170L175 171L177 170V171L174 172ZM257 170H261V172H258ZM254 171H256L257 174H255ZM260 173H261L262 179H260L259 176L257 177V175H259ZM211 176L217 177L216 181L213 182V185H211L209 189L203 188V187H205V185H207L206 182H207V180H209V178ZM183 177H185V178H183ZM9 178H10V176L7 178V180H9ZM114 179L116 180L117 184L115 183ZM88 182H90V183H88ZM198 183H200V185L202 187L199 188V184ZM89 184H92L93 188H95L96 190L98 189L97 190V195H98L97 202L95 204H93V205H92V203H93L94 195H93L92 190L91 189H87V190L84 189L85 187H87V185L89 186ZM77 186L80 187V188H78ZM110 187H112V188L110 189ZM121 189H123V190H121ZM197 189H199V190H197ZM119 190H121V192H119ZM232 190L234 191L235 188H233ZM42 191H44V192H42ZM188 191L190 193H188ZM223 191H225V189H223L222 192ZM130 192L133 193V194H131ZM101 196H105L107 198V200L111 202L110 203V202L106 201V205L108 204L107 208L109 209L108 210L109 212L107 211V212L103 213V215H102V211L100 212V210L98 209L99 206L97 207L98 199L101 200ZM201 196H203V194ZM40 198L45 199V201H42V199H40ZM55 199L56 200L58 199L57 201L59 203L54 205V202L55 203L57 202V201H55ZM204 200H207V199L204 197ZM72 202L74 204L73 206H75L76 203L80 204V207H79L80 211L79 212H80V214L82 213L81 215H83V216H79L80 214L78 212H73L71 218L70 219L67 218L70 221H68V220L66 221L63 218L65 216L64 212H65V209H67V207ZM49 206H51V207H49ZM46 209L47 210L48 209L51 210L53 215L54 214L57 215L56 217H59V220L62 218V220H60L58 223H59V225H61V228L64 227V230L65 231L67 230L68 232L71 231V229L73 228V222L75 221V219H77L78 217L79 218L81 217L80 219H82V220H80L78 222V224L76 225L77 227L75 226V228H74L75 231L72 229L74 232H77V233H74V235H71V237L69 236L68 237V241L66 242V243L69 244V245L66 244L68 247L73 248L72 245H73V243L74 244L76 243V239H77V244H76L77 250L76 251L74 250L75 248L71 249L70 251L68 249L59 250L60 245L62 244L61 243L62 241H59V242L56 241L57 243L54 245L52 242H50L49 236L48 237L42 236L43 240L41 241V236H39V235H42V234H39L38 232H40L42 230V228H40V226H39V228H36L38 226V225L36 226L38 221L35 224L36 220H35L34 217L37 216L38 213L40 214V212H42L41 214L46 213L47 212ZM107 213H109V214H107ZM24 217H25V214H24ZM9 218H11V217H9ZM121 219H122L121 214L118 213V215L115 216V221L118 224L122 225L120 223ZM92 220H93V222H92ZM39 221H41V220H39ZM87 221H89L91 223V225H89L90 230L88 229V231H90L89 232V236L91 238H93V239H91L89 237L90 238L89 241L91 240L89 245H88V246H90L89 248L86 247L85 243L79 241V240L82 239L84 233L87 231V226H86V224L88 223ZM29 223H31V224H29ZM33 224H35V225H33ZM22 225H25V226H22ZM66 226H68V227L66 228ZM33 229H34V231L36 229V231H35L36 233L34 235H33L34 232L32 233ZM76 229L81 230V231L79 232ZM19 231H22V236L19 233L17 234V232H19ZM91 231H92V233H91ZM178 233L180 235H182V236L185 235L184 233H182V231H178ZM17 235L18 236L20 235L21 241L18 242L17 246L15 245V247L14 246L11 247V245L15 243L14 241H15V238L17 237ZM134 236H135V238H134ZM43 237H45V239ZM128 237H130V238H128ZM47 239L49 241H47ZM103 239H104V241H103ZM204 240H202V242L200 241V239L196 240V244H197L198 248L200 247V248L213 249L216 252L215 256L217 255V257H218L220 254L217 253V251H218L216 249L217 247L216 246L207 245L204 242ZM2 243H5L4 244L5 246H3V245L1 246ZM41 243H43V244H41ZM91 243H92V246H91ZM40 244H41L42 247L39 246ZM151 244H152V246H151ZM106 245H107V247H106ZM105 247H106V249H104ZM53 248L55 250H59V251H57L55 253L56 257L53 256L54 259H53V257H51L49 255V251L53 250ZM90 248H91V250H89ZM104 250H106V251H104ZM188 250H190V251H188ZM143 251H144V253H143ZM23 253L25 254L26 257L23 256ZM93 253H94L95 258L91 259V261L86 263L85 262L86 259H83V257H84L83 255L90 256ZM196 253H194V255ZM164 254L168 255L167 258H170V259H168L169 261L168 260L166 262L164 261V259H165V258L163 259V255ZM121 255H123V253H121ZM116 256H114V257H116ZM143 256H145V257L143 258ZM128 258H125V259H128ZM151 258H153V259L149 263L148 262L145 263L143 261V260H147V259H148L147 261H149ZM110 261H111V258L108 257V262H106V264H109ZM220 261H221V259H220Z\"/></svg>",
	"mask_w": 264,
	"mask_h": 264
}]
</instances>
